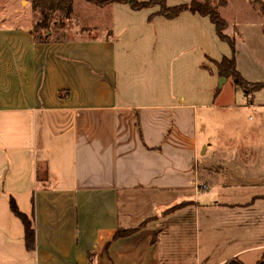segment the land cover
<instances>
[{"label":"crops","instance_id":"obj_1","mask_svg":"<svg viewBox=\"0 0 264 264\" xmlns=\"http://www.w3.org/2000/svg\"><path fill=\"white\" fill-rule=\"evenodd\" d=\"M177 1L167 4L192 0ZM209 1L237 71L264 82L261 11ZM100 8L106 19L77 14L81 31L55 40L0 19V264H257L264 90L234 104L254 113L248 130L201 137L200 109L234 106L219 99L214 63L232 49L209 16ZM11 199L32 222L33 250ZM127 229L138 230L115 238Z\"/></svg>","mask_w":264,"mask_h":264},{"label":"rangeland","instance_id":"obj_2","mask_svg":"<svg viewBox=\"0 0 264 264\" xmlns=\"http://www.w3.org/2000/svg\"><path fill=\"white\" fill-rule=\"evenodd\" d=\"M179 1L180 3L184 2V0H178L177 2ZM247 1L248 0H235L234 11L239 15L241 14V16L245 18L254 15L251 14V11L253 10L247 8L248 6H245L249 5L250 7L251 5L250 2ZM257 9L260 10V6H258ZM99 11L106 14L105 10L102 11V8L91 4V2L89 3V1L76 0L75 11L73 7V11L70 15L67 16V14L62 11L54 12L52 15H50L48 19V26L40 27L37 25V23L42 20L43 15L40 10H35L33 8L32 0H0V19H5L6 25H30L34 28L39 40H44L48 38L55 40L63 37H75L76 33L81 31V26L79 25H82V22L80 20H75L76 17L78 15H90L94 17L96 15H99L101 18L106 19V15L101 14V12ZM83 28H90V31H92L93 27L84 26ZM107 29L108 27L104 28L103 30ZM220 78L221 77H219V81ZM220 89L221 94L219 99L222 102L234 105L235 103L238 104L239 102L245 99L247 100V96L245 95L243 90L234 83L231 77L226 79ZM257 99H259V96L257 97ZM249 116L254 117V113L244 106H227L223 110L200 109L199 130L201 132V137L205 134L209 137H212L216 141L217 138H220V133L222 132L238 130H241L242 132L244 130H248L249 127L252 126V124L254 123V120H250ZM206 117H210L208 123H206ZM232 118L235 120H231ZM203 122L209 125L207 129L208 132L206 133H204L205 124ZM230 180L231 179H227V181ZM229 188L232 191L235 190L237 187L229 186Z\"/></svg>","mask_w":264,"mask_h":264},{"label":"trees","instance_id":"obj_3","mask_svg":"<svg viewBox=\"0 0 264 264\" xmlns=\"http://www.w3.org/2000/svg\"><path fill=\"white\" fill-rule=\"evenodd\" d=\"M76 0H32L33 8L35 10H40L43 15V18L40 22L37 23L40 27L48 26V19L50 15L54 12L62 11L65 14L70 15L73 11L74 2ZM97 6L103 7L107 4H111L114 2L121 3H129L130 6L135 10H140L143 8L159 6L160 10L158 13L167 18H175L179 16L183 11H191L195 13H199L201 15L209 16L211 22L215 25L216 32L218 36L227 41L232 49V57H223L221 61H216V67L218 70L219 77L232 78L234 83L239 86L246 96L254 95L256 92L260 90H264V82H249L245 80L241 74L237 71L236 67V43L234 38H231L225 34V29L228 26L227 21L221 16L219 10L213 6L209 0H192L188 4H181L177 6H168L167 0H149V1H140V0H86ZM253 5L258 8L260 6V11L264 16V4L261 0H251ZM264 31V26H263ZM11 210L17 215L24 223L25 226V240L26 246L29 250H33L36 246L35 240V230L32 226V222L29 218L23 214L15 200L11 199L10 202ZM178 208V206L173 207ZM138 229H127V230H119L115 236V238H120L124 236H128L136 232ZM226 264H243L238 259L234 258L229 260ZM257 264H264V255L261 260Z\"/></svg>","mask_w":264,"mask_h":264},{"label":"water","instance_id":"obj_4","mask_svg":"<svg viewBox=\"0 0 264 264\" xmlns=\"http://www.w3.org/2000/svg\"><path fill=\"white\" fill-rule=\"evenodd\" d=\"M226 81L225 77L220 78L219 86L222 87L223 83Z\"/></svg>","mask_w":264,"mask_h":264}]
</instances>
